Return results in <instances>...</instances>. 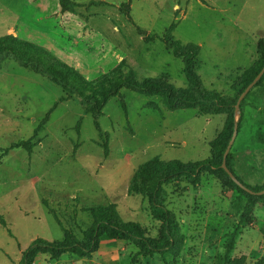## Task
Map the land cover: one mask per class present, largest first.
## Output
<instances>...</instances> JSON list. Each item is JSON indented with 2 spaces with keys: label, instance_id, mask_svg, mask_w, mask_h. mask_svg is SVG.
I'll return each mask as SVG.
<instances>
[{
  "label": "rangeland",
  "instance_id": "obj_1",
  "mask_svg": "<svg viewBox=\"0 0 264 264\" xmlns=\"http://www.w3.org/2000/svg\"><path fill=\"white\" fill-rule=\"evenodd\" d=\"M72 3L75 10L64 13L59 0H0V37L13 35L45 49L87 81L125 61L141 79L165 75L176 88H185L184 65L164 43L176 25L170 41L201 47L197 73L205 88L231 97L239 92L232 90L234 83L259 58L258 44L264 39V0ZM148 104L160 107L162 114L146 108ZM54 107L49 123L36 134ZM99 122L104 137L77 97L12 57L0 62V264H20L34 241H61L65 229L82 240L93 222L89 210L96 206L116 205L125 222L158 238L160 224L148 202L128 193L132 177L156 157L183 163L211 158V143L226 116L169 112L160 97L124 89ZM231 151L246 182H264V84L250 95ZM166 189L182 247L166 256L137 257L134 264H226L227 257L264 264L262 204L241 225L245 198L228 193L209 175L197 187L180 182ZM238 227L236 245L228 253L230 235ZM136 254L129 243L103 238L91 260L43 255L35 264H132Z\"/></svg>",
  "mask_w": 264,
  "mask_h": 264
},
{
  "label": "trees",
  "instance_id": "obj_2",
  "mask_svg": "<svg viewBox=\"0 0 264 264\" xmlns=\"http://www.w3.org/2000/svg\"><path fill=\"white\" fill-rule=\"evenodd\" d=\"M59 2L64 13H72L76 8L72 0H59ZM175 29L176 25L171 26L164 43L174 57L181 60L184 65L187 79L185 88H176L170 78L165 75L154 79H141L125 61L120 62L114 70L102 77L87 81L74 68L63 64L45 49L13 35L0 37V62L12 57L22 68L49 79L69 95L77 97L85 113L93 117L95 129L100 137H104L99 122L104 109L112 99L120 97L124 89L149 98L160 97L163 107L169 112L192 110L197 111L202 117L226 116L222 132L211 143V158L194 163H183L178 160L164 162L156 157L140 166L132 177L128 193L130 196H139L148 202L152 218L160 224L161 234L158 238L149 237L139 224L125 222L116 205L96 206L89 210L93 222L90 228L82 233V240H79L71 230L66 229L64 239L61 241L37 239L23 253L20 264H35L37 259L43 255L54 260L64 256L91 260L94 254L99 252L103 238L134 246L137 254L133 256L132 264L136 262L137 257L166 256L175 253L181 249L183 237L176 215L167 207L166 187L180 182H187L197 187L203 175L215 178L228 193H237L245 198L246 207L241 218V225L248 222L254 208L260 204L264 206V195H257L264 191V182L256 184L246 182L238 171L232 151L227 158L229 170L239 182L256 195L242 190L222 169L224 156L237 123L238 100L264 69V39L258 44L259 58L234 83L232 90H239V92L236 97H231L205 88L197 73L201 47L194 44L184 45L180 41H170ZM139 33L145 37V33L141 31ZM145 41L150 42L148 38H145ZM263 84L264 76L241 103L238 132L242 130L244 109L250 95ZM120 99L122 108L127 114L126 104L122 97ZM146 108L162 114L161 108L155 104H148ZM55 110L56 107L42 121L36 134L40 133L49 123L51 114ZM81 124L82 120L77 124L78 134H80ZM58 223L61 225L59 221ZM238 234L239 227L234 229L230 235L227 244L228 253L233 252ZM245 262V257L240 259L227 257L226 259V264H245Z\"/></svg>",
  "mask_w": 264,
  "mask_h": 264
},
{
  "label": "water",
  "instance_id": "obj_3",
  "mask_svg": "<svg viewBox=\"0 0 264 264\" xmlns=\"http://www.w3.org/2000/svg\"><path fill=\"white\" fill-rule=\"evenodd\" d=\"M264 76V69L261 71V73L257 76V78L254 80V82L245 90V92L240 96L237 106H236V115L238 116L237 118V123L235 125V130H234V134L232 137V140L228 146V149L225 153L224 156V161H223V165H222V169L230 176V178L245 192L251 194V195H256V193L252 192L251 190H249L248 188H246L241 182H239V180L234 176V174L229 170L228 166H227V158L228 155L231 151L232 145L236 139V136L238 134V123L240 121L241 118V103L243 102V100L247 97V95L251 92V90L255 87V85L262 79V77ZM257 195H264V191L257 194Z\"/></svg>",
  "mask_w": 264,
  "mask_h": 264
}]
</instances>
